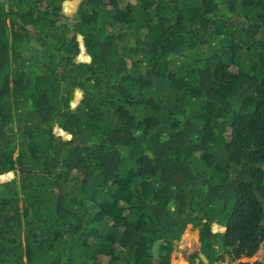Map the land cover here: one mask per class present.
Masks as SVG:
<instances>
[{"label": "trees", "instance_id": "trees-1", "mask_svg": "<svg viewBox=\"0 0 264 264\" xmlns=\"http://www.w3.org/2000/svg\"><path fill=\"white\" fill-rule=\"evenodd\" d=\"M188 226L264 264V0H0V264H171Z\"/></svg>", "mask_w": 264, "mask_h": 264}, {"label": "rangeland", "instance_id": "rangeland-1", "mask_svg": "<svg viewBox=\"0 0 264 264\" xmlns=\"http://www.w3.org/2000/svg\"><path fill=\"white\" fill-rule=\"evenodd\" d=\"M227 132H229V130H227ZM14 156H17V153H15ZM188 236L190 237L189 240L187 239ZM188 243H190V246H188ZM201 245L202 244L200 242L199 231L194 230L191 226H188L182 238L175 243V248L174 251L172 252L171 264H191L192 262L199 264L200 262L199 257L195 256L194 258V255H197V253L200 252ZM263 257H264V245L262 246L258 255L254 258V260L261 259ZM229 260L230 259L226 257L225 262L216 263V264H233Z\"/></svg>", "mask_w": 264, "mask_h": 264}, {"label": "clouds", "instance_id": "clouds-1", "mask_svg": "<svg viewBox=\"0 0 264 264\" xmlns=\"http://www.w3.org/2000/svg\"><path fill=\"white\" fill-rule=\"evenodd\" d=\"M191 227H192V226H191ZM187 228H188V227H187ZM186 230H187V229H186ZM184 234H185V233H184ZM181 238H182V237H181ZM176 242H178V241H176ZM176 242H175V243H176ZM200 242H201V240H200ZM175 243H174V246H175ZM201 244H202V243H201ZM261 248H262V247H261ZM260 250H261V249H260ZM200 252L204 254V252H203V250H202V245H201V250H200ZM193 254H194V253H193ZM204 255H205V254H204ZM257 255H258V254H257ZM257 255H256V256H257ZM195 256H198V257H199L200 262L202 261L201 258H200V256H199V253H197V255H194V258H195ZM205 256H206V255H205ZM256 256H255V257H256ZM255 257H254V258H255ZM206 258H207V257H206ZM254 258H252V259H244L243 261H245V262H246V261H247V262H254V261H256V260H254ZM207 259H208V258H207ZM257 260H258V259H257ZM158 261H159V260H156L157 263H158ZM200 262H199V264H200ZM202 262H203V261H202ZM203 263H204V262H203ZM208 263L211 264V263L209 262V260H208ZM191 264H196V263L192 262ZM233 264H235V263H233Z\"/></svg>", "mask_w": 264, "mask_h": 264}, {"label": "water", "instance_id": "water-1", "mask_svg": "<svg viewBox=\"0 0 264 264\" xmlns=\"http://www.w3.org/2000/svg\"><path fill=\"white\" fill-rule=\"evenodd\" d=\"M199 256H200L201 260L204 262V264H209L208 259L206 258V256L203 253L199 252Z\"/></svg>", "mask_w": 264, "mask_h": 264}, {"label": "bare ground", "instance_id": "bare-ground-1", "mask_svg": "<svg viewBox=\"0 0 264 264\" xmlns=\"http://www.w3.org/2000/svg\"><path fill=\"white\" fill-rule=\"evenodd\" d=\"M193 234H194V233H193ZM187 239L189 240V239H190V237L188 236V237H187ZM188 246H190V243H188Z\"/></svg>", "mask_w": 264, "mask_h": 264}]
</instances>
